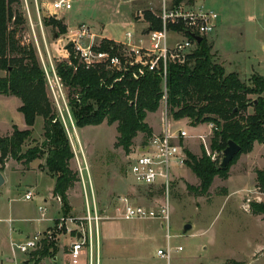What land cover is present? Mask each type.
Segmentation results:
<instances>
[{"label": "rangeland", "instance_id": "obj_1", "mask_svg": "<svg viewBox=\"0 0 264 264\" xmlns=\"http://www.w3.org/2000/svg\"><path fill=\"white\" fill-rule=\"evenodd\" d=\"M38 1L41 20L35 0H28L31 19L24 0L14 6L24 19L17 28L16 37L22 44L31 45L36 50L46 76L50 100L60 116L58 103L63 109L67 124L64 126L74 152L71 168L78 174V181L68 192L72 211L65 217L60 202L53 199L51 177L41 172H47L44 169L47 155L34 160L29 167L8 159L6 163L16 169L7 170L9 178L0 192V204L10 205L11 215L30 228L28 238L42 233L48 237L45 241L57 246V252L51 248L44 258L35 255L43 243L35 251L25 254L19 251V264H37L39 260V264H264V218L254 215L250 207L264 201V193L257 188L256 179L257 171L264 170V144L256 143L250 153L241 154L230 166L227 178L217 176L208 195L199 196L188 189V186H199V179L187 165L188 153L200 157L205 151L220 167L223 152H212L210 148L214 125L200 124L202 126H196L199 128L195 130L189 119H182L179 123L171 119L172 131L185 128L190 135L182 143L186 153L185 165L175 171L169 194L162 188L139 187L130 175L128 155L143 148L147 136L140 133L130 151L125 152L116 147L117 124L104 122L99 126L77 128L68 112L69 90L54 81L52 69L58 62L69 59L65 47L73 33L82 31L83 27L89 30L83 39L84 45L93 42V46H99L104 29V35L119 41L118 44L127 42V33L132 32L135 45L140 46L143 41L148 46L146 28L149 23L145 14L150 12L158 17L161 11L159 0H71L72 9L60 11L57 15H51L46 0ZM187 4L195 9L203 7L215 11L220 16L216 31L208 36L216 63L227 73L236 72L248 85L254 75L264 77V0H187ZM50 19L62 21L67 32L60 34L56 26H46L45 22ZM0 76H5V72L0 71ZM250 98L256 100L255 96ZM17 105H21L19 98L0 95L2 137L10 136L15 125L27 129ZM163 111L161 104L156 113L147 115L146 122L153 134L161 133L154 131L153 127L162 128ZM253 112L250 107L248 113ZM43 126V119L37 118L32 137L25 142L23 152L43 144ZM199 136H204L207 144ZM29 191L33 196L26 200ZM121 197H128L133 204L153 210H160L168 200L169 226L162 225L159 219L126 220L119 201ZM88 204L91 210L96 205L101 217L99 234H94L92 251L86 245L83 250L71 254V245L78 234L88 232ZM39 206L46 209L42 220ZM0 226L8 227V223L1 222ZM46 226L50 227L45 231ZM187 226L191 227L188 231ZM62 246H65L69 258L62 255L58 258ZM168 246L170 260L157 256L159 249ZM179 247H182L181 251ZM56 258L58 260L54 262ZM0 264L9 263L5 258Z\"/></svg>", "mask_w": 264, "mask_h": 264}, {"label": "trees", "instance_id": "obj_2", "mask_svg": "<svg viewBox=\"0 0 264 264\" xmlns=\"http://www.w3.org/2000/svg\"><path fill=\"white\" fill-rule=\"evenodd\" d=\"M19 3L20 0H0V71L5 72V76H0V95L21 100L18 111L23 114L27 129L14 126L10 136L0 135L1 170L9 158L29 167L46 154L44 169L56 181L53 195L60 199L62 215L67 217L72 211L68 192L78 181V174L71 168L74 152L64 123L48 95L46 76L36 50L16 37L17 28L24 22L23 16L14 10ZM145 19L151 29L162 28L161 20L152 13H146ZM45 25L56 26L60 34L67 32L62 21L50 19ZM174 29L182 30V25ZM94 49L120 55L122 46L103 39ZM68 52L69 59L58 62L56 72L69 90V111L77 128L99 126L104 122L117 124L116 147L129 152L140 133L148 139L153 135V129L146 122L147 115L156 113L165 101L169 117L176 121L189 119L192 127L214 125L212 152H224L230 140L241 147L224 170L219 169L205 151L200 157L188 153L187 165L199 179L197 188L188 186V189L199 196L208 195L217 176L227 178L230 166L241 154L250 153L256 143L264 144V77L254 75L248 85L236 72L227 73L214 61L207 37L185 64H169L166 93L158 74L146 72L134 78L131 68L117 73L100 64L87 68L73 48ZM250 96H255L258 103ZM250 107L253 113H248ZM39 117L44 121L45 140L41 146L23 152ZM256 179L257 188L264 193V170L257 171ZM250 207L254 215L264 218V201ZM51 248L57 252L53 242L44 241L35 255L44 258Z\"/></svg>", "mask_w": 264, "mask_h": 264}, {"label": "built area", "instance_id": "obj_3", "mask_svg": "<svg viewBox=\"0 0 264 264\" xmlns=\"http://www.w3.org/2000/svg\"><path fill=\"white\" fill-rule=\"evenodd\" d=\"M46 1L48 9L51 10V15H57L60 11L72 9L71 0ZM24 2L28 17L31 19L28 0H24ZM35 2L38 17L41 20L39 1L35 0ZM159 2L161 4V11L158 18L161 20L162 28L155 30L150 27L147 28L148 46H145L143 41H141L142 45H135L134 34L129 32L127 33L128 41L119 44L123 50H121L123 53L120 52V55H112L106 51H97L94 49L96 46H93V42L88 45L83 44V39L86 38L89 31L83 27L82 31L73 33V37L70 38V41L73 42L72 48L75 55L87 68L100 64L115 73L131 68L134 78L143 76L146 72L158 74L162 77L165 88L169 64H185L188 57L197 48L198 44L191 35L208 38L209 35L216 31L220 16L217 12L206 10L203 7L198 9L190 7L187 4V0H181L180 2L178 0H159ZM180 24L182 25V30L174 29L175 26ZM46 75L50 78L47 70ZM52 75L54 81L61 84L56 68L52 69ZM162 104L164 105L162 132L160 134H153L143 148L130 152L128 161L130 175L133 176L136 186L162 188L169 194L175 171L185 165L186 153L182 143L190 135L185 128H178L172 131V118L167 113L165 101ZM65 106L67 107V104ZM58 109L63 123L67 125L63 109L59 103ZM68 112L70 114V111ZM199 137L207 144L204 136ZM25 198L30 200L32 193L26 194ZM119 201L126 220L148 218L159 219L162 225L167 224L169 226L170 224V206L168 200L160 210H153L142 205L133 204L128 197H121ZM40 211H42L44 216L45 208L40 207ZM87 220L89 224L88 232L86 234L84 232L82 234L79 233L81 234V238L71 245V254L83 250L86 245L90 246L91 251L93 250L94 234H99V224L101 221L96 205L91 210L88 204ZM41 234L37 233L35 236L28 238L24 243L17 246V250L22 254L37 250L45 240H48V237ZM178 250L181 251L182 247H179ZM157 256L170 260L171 249L169 246L167 249H159Z\"/></svg>", "mask_w": 264, "mask_h": 264}, {"label": "crops", "instance_id": "obj_4", "mask_svg": "<svg viewBox=\"0 0 264 264\" xmlns=\"http://www.w3.org/2000/svg\"><path fill=\"white\" fill-rule=\"evenodd\" d=\"M67 24V23H66ZM147 29V28H146ZM102 39H108V40H112V41H115V42H119V41H116L112 38H110L109 36L107 35H104V29L102 30L101 32V36H100ZM122 43L125 42V41H121ZM21 105H22V102H21ZM20 105V106H21ZM19 105H17V109H19L20 107ZM164 106V105H163ZM25 121V120H24ZM175 122V121H174ZM177 123L181 122V120L179 121H176ZM26 124V123H25ZM14 125V124H13ZM12 125V126H13ZM17 126L19 129H23L22 127L20 128L18 125H15ZM202 126V125H200ZM153 127V126H152ZM26 128H27V125H26ZM154 128V131H161L163 130V124H162V128ZM199 127H196V129H198ZM24 130V129H23ZM19 163V162H17ZM6 167L4 168V171L1 170V166H0V172L3 174L4 178H5V183L1 186L0 188V192L2 191V189L5 187V185L7 184V180H8V175L9 173H7V170L9 168L11 169H16V168H12L10 167L11 165H9V163H6ZM19 165V164H18ZM21 167V165H20ZM18 169L19 166H18ZM41 171V170H40ZM42 173L46 174L47 176L51 177V183H52V191L54 190V187H55V179L48 175L47 172L45 171H41ZM30 192V191H29ZM29 192H27L26 194H28ZM26 196V195H25ZM33 196V195H32ZM53 197V196H52ZM26 199V198H25ZM53 199H57L58 202H60V199L59 198H56V197H53ZM27 200V199H26ZM44 202H47V199H44ZM60 205H61V202H60ZM40 207H43L45 208L44 206H39V210H40ZM10 205H3V204H0V223L1 222H6L8 223V227H4L2 228L0 226V261L3 262V260H5L6 258V261L9 263V264H14L16 263V261H18L19 259V250H17V244L25 241L26 238L30 237L29 235V227L28 226H25L24 224L20 223V219H16L14 216L11 215V210H10ZM46 211V209H45ZM42 212V211H41ZM7 214H8V218H7ZM45 214V213H44ZM43 214H41V218L40 220L43 219ZM50 227V226H46L45 228V231L47 230V228ZM7 229V230H6ZM4 232V235L1 233ZM7 233V234H6ZM78 239V236L76 238V240ZM74 240L73 243L76 241ZM100 242V240H99ZM102 242V240H101ZM64 247L65 246H62V249L58 252V258L62 255L64 258H69L68 257V254L67 252L64 250ZM101 248V247H100ZM58 258H56V260H54V262H56L58 260ZM18 264H19V261H18Z\"/></svg>", "mask_w": 264, "mask_h": 264}, {"label": "water", "instance_id": "obj_5", "mask_svg": "<svg viewBox=\"0 0 264 264\" xmlns=\"http://www.w3.org/2000/svg\"><path fill=\"white\" fill-rule=\"evenodd\" d=\"M191 36L196 40L197 44L202 43L203 41L202 37L195 36V35H191ZM72 46H73V42L69 41L65 48L66 50H69L70 48H72ZM257 103H258L257 100H255V104ZM240 151H241V147L236 142L230 140L228 142L226 149L223 152V158H222L219 169L221 170L226 169L231 164L235 156L240 153ZM4 183H5V178L3 174L0 172V188ZM190 229L191 227L187 226L186 230L188 231ZM79 238H81V234H78V239ZM24 264H28V262H24Z\"/></svg>", "mask_w": 264, "mask_h": 264}]
</instances>
